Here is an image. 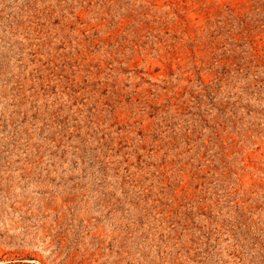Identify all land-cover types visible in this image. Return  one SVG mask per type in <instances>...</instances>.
<instances>
[{
  "label": "rangeland",
  "instance_id": "374dc122",
  "mask_svg": "<svg viewBox=\"0 0 264 264\" xmlns=\"http://www.w3.org/2000/svg\"><path fill=\"white\" fill-rule=\"evenodd\" d=\"M0 264H264V0H0Z\"/></svg>",
  "mask_w": 264,
  "mask_h": 264
}]
</instances>
